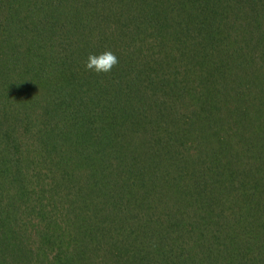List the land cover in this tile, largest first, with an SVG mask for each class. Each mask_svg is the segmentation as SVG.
Wrapping results in <instances>:
<instances>
[{
  "label": "trees",
  "instance_id": "16d2710c",
  "mask_svg": "<svg viewBox=\"0 0 264 264\" xmlns=\"http://www.w3.org/2000/svg\"><path fill=\"white\" fill-rule=\"evenodd\" d=\"M0 264H264V0H0Z\"/></svg>",
  "mask_w": 264,
  "mask_h": 264
},
{
  "label": "clouds",
  "instance_id": "9594fccd",
  "mask_svg": "<svg viewBox=\"0 0 264 264\" xmlns=\"http://www.w3.org/2000/svg\"><path fill=\"white\" fill-rule=\"evenodd\" d=\"M117 62V57L114 53L104 51L96 55L89 54L84 67L94 73H108Z\"/></svg>",
  "mask_w": 264,
  "mask_h": 264
}]
</instances>
